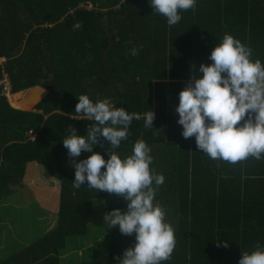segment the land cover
Segmentation results:
<instances>
[{
	"label": "trees",
	"instance_id": "obj_1",
	"mask_svg": "<svg viewBox=\"0 0 264 264\" xmlns=\"http://www.w3.org/2000/svg\"><path fill=\"white\" fill-rule=\"evenodd\" d=\"M180 15L169 27L149 0H0V58L7 59L0 83L5 70L13 84L10 101L0 86V215L9 218L1 226L25 216L33 228L30 243L13 255L3 259L0 244V264H117L135 245V233L118 230L101 260L99 238L84 241L97 209L126 211L128 202L86 184L73 188L75 167L62 139L69 125L86 135L93 123L71 117L81 94L107 98L129 113L155 112L153 128L132 121L117 151L130 155L144 140L152 167L165 176L156 201L175 229L176 246L161 264H238L242 251L264 245V155L235 164L213 160L195 136L183 137L174 112L180 91L201 64L211 63L225 34L264 63V0H197ZM78 21L82 27L74 29ZM109 147L101 138L94 151L107 158ZM29 192L45 211L36 217L48 221L41 229L32 206L20 210L30 205ZM9 234L4 238L14 242Z\"/></svg>",
	"mask_w": 264,
	"mask_h": 264
},
{
	"label": "clouds",
	"instance_id": "obj_2",
	"mask_svg": "<svg viewBox=\"0 0 264 264\" xmlns=\"http://www.w3.org/2000/svg\"><path fill=\"white\" fill-rule=\"evenodd\" d=\"M197 0H149L153 11L167 19L169 27L182 19L181 10L194 8ZM78 21L74 29H80ZM133 48L131 55H138ZM179 93L174 106L177 123L185 139L195 136L197 148L213 160L235 164L248 157L264 155V63L252 59V49L231 34H225ZM73 119L91 120L86 135L69 125L63 145L75 167L73 188L87 185L97 192L123 196L127 210L114 208L105 213V224L119 227L124 235L135 233V245L118 256L117 264H161L171 258L176 246L175 229L166 219L165 209L156 201L165 176L152 167L151 147L134 143L130 155L117 150L128 139L132 121L144 120L154 127L153 109L144 114L129 113L107 98L93 101L88 94L78 95ZM247 117V118H245ZM241 121H243L241 123ZM101 138L109 144L107 158L94 151ZM90 153L75 160L82 152ZM238 264H264V245L257 242L251 251H242Z\"/></svg>",
	"mask_w": 264,
	"mask_h": 264
},
{
	"label": "rangeland",
	"instance_id": "obj_3",
	"mask_svg": "<svg viewBox=\"0 0 264 264\" xmlns=\"http://www.w3.org/2000/svg\"><path fill=\"white\" fill-rule=\"evenodd\" d=\"M73 120H78V119H73ZM26 198H27V202L30 205L26 203V205H24V208L20 207L21 213L22 212L29 213L30 206H32L33 208L31 210L32 211L31 217L36 221L35 222L36 228L41 229L42 227L46 226V224H48V221L44 220V218H41L40 216L38 217V219L36 217L38 215V212L45 214V211L42 210L37 204H35V201L33 200L30 192L29 194L26 193ZM95 213H96L95 221H94L95 226L91 228L90 236L88 235V237H86L84 241L87 242L86 243L87 245L90 242L94 241V239L99 238V241L101 243L99 246H97V249H99L100 259L103 260L104 252L107 253V251L110 249V246L113 240V234L119 230V227L117 226V227L108 228V225L105 224V220L103 218L105 213H103L102 211H99L98 209ZM8 219L9 218H7V216L6 218L4 217L3 219L2 216L0 215V244L2 248V253L6 250V252L2 256L3 259L8 257L9 255L15 254L17 251L21 249L23 245L29 244L32 239V234H33V228L31 226L30 227L28 226V224L26 223L27 219L25 218V216L20 217V220H19L20 223L7 225V227L4 228L3 230L4 232L6 231L4 233L2 231L3 226L1 225H3L5 220H8ZM98 223L101 224L102 228H104L103 230H101V232L98 231V225H97ZM9 232L11 233V236L15 237L14 242L13 241L8 242L4 238V234L6 237H9L10 235Z\"/></svg>",
	"mask_w": 264,
	"mask_h": 264
},
{
	"label": "built area",
	"instance_id": "obj_4",
	"mask_svg": "<svg viewBox=\"0 0 264 264\" xmlns=\"http://www.w3.org/2000/svg\"><path fill=\"white\" fill-rule=\"evenodd\" d=\"M6 62V58H0V65H4ZM0 86L3 88V95L10 101L11 91H13V84H11L10 77L5 70L3 71V79L0 83ZM30 135L33 137L32 139H36L37 137L34 131H32Z\"/></svg>",
	"mask_w": 264,
	"mask_h": 264
}]
</instances>
